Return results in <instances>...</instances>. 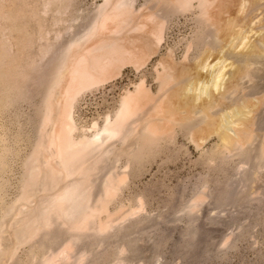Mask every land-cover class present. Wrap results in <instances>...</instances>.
<instances>
[{"label": "rangeland", "instance_id": "1", "mask_svg": "<svg viewBox=\"0 0 264 264\" xmlns=\"http://www.w3.org/2000/svg\"><path fill=\"white\" fill-rule=\"evenodd\" d=\"M227 1L230 5H238L233 0ZM245 1L246 5L249 4L248 0ZM263 1L259 2L260 6H264ZM155 2L133 0V12L129 19L115 21L117 24L107 21L79 50H75L74 47L71 48L73 41L87 32L102 0H0V223L6 209L24 203L19 201L17 204L16 200L20 196L26 175V160L38 138L42 137L40 123L44 113V94L62 55L68 49L70 57L65 63L62 80L49 97L52 115H55L61 104L67 81L70 76L73 77L69 71L74 66L76 56L83 54L87 55V60L92 58L96 61V56L102 52L109 54L107 50L112 49L119 39H133L135 36L136 42L134 39L133 41L136 44L133 45H139L129 46V50H136L137 54L131 51L136 55H133L135 59H146L140 69H136L132 61L120 60L119 64L115 61L118 59L107 61L110 56L105 53L102 55L106 58L105 61L99 59L101 55L98 56L99 64H105L103 73L108 79L76 99L72 109L77 130L75 136L82 133L89 135L92 127H101L104 119L116 111L120 98L126 92H132L141 82L144 91L148 92H144L143 104L140 102L137 105L138 113L142 112L137 118L149 115L152 118L151 124L159 133L166 135L174 132L172 139L163 138L154 144L137 136L133 140L135 146L132 149L128 144L120 146L115 143L116 145L110 146V150L104 152L93 178L92 197L96 196L102 178L107 173L122 176L124 181L118 187L114 199L106 205L107 214L102 213L98 219V224L105 230L102 233L93 231V225L96 224H92L93 219L90 224L87 222L88 226L85 224L87 228L80 226L77 234L83 233V237L73 246L70 245L67 260L60 256L67 235L55 224L44 235L37 236L40 238L20 247L11 260L7 255L1 254L5 253L4 248L8 245L6 241L9 237L7 233L5 237L4 233L6 241L1 244L4 248L0 249V264H38L41 256L48 257L50 252L52 257H61L59 260L55 256L54 264H76L81 255L82 258L84 256L81 264H264V159H256L260 145H264V48L262 52L247 57L251 69L247 61L244 66L251 71L249 70L247 78L240 81L243 89L242 92L240 90L241 94L237 91L233 94L235 96H229L230 100L222 102L227 103L225 107L233 105V108L243 101L250 108L261 103L254 107L258 110L257 124L253 127L255 130L252 128L254 131H251L249 137L246 135L239 138L244 150H218L220 142L215 134L203 141L205 143L200 142L198 147L194 146L189 138V131L182 126V121L189 115L192 102L186 108L185 100L182 99L184 97L176 94V97L169 96L172 101H169V106L156 102L159 101L156 95L159 97L158 74L161 73L157 64L160 60L169 58L179 65L185 57L188 64L205 60L206 64L211 65L226 55L225 57H229L228 62L233 65L232 69L238 66L226 54L224 45L227 40L224 43L222 41V48L211 46L209 36L197 24L193 13H165L160 9V1ZM233 5L230 8L225 6L228 10H224L229 12L226 13L230 20L239 16V21L244 14L240 16L237 5ZM252 6H249L248 18H245V22L241 21L244 24L241 25L240 21V24L237 23L242 28L234 27L233 30L249 32L246 30L250 26L249 30L252 28L253 33H249V37L252 36L249 46H252V40V44L262 40L264 47V7L261 6L260 11ZM245 9L247 10V6ZM237 11L239 15L235 14ZM146 13L160 15L165 19L162 41L157 49L151 51L145 43V32L149 31L145 28L146 24L143 28L145 32L142 30L143 33L135 35L136 30L134 31L137 26L141 27L139 24L142 22V15ZM253 15L257 16L254 22L259 20L255 26L250 24ZM149 26L147 24V28ZM147 53L152 54L145 58ZM92 55L95 58L90 57ZM180 72L182 74L178 75ZM178 74L181 78L186 72L178 71ZM190 79L194 80L195 75ZM70 81L69 84L73 85L74 80ZM188 83L184 82L186 86L180 83L183 88L178 85L176 87L185 89L182 91L185 95ZM180 102L184 107L181 104L179 109L177 106ZM172 103L178 104L173 106ZM194 106L193 103L192 109ZM145 108V111L142 110ZM223 110L224 107H217L212 114L220 115ZM199 139L195 137L194 140L199 142ZM241 140L246 144H242ZM44 156L46 158L45 153L41 155V160L38 159L43 161ZM257 161L263 163L260 164V169ZM39 195L41 193L32 198V203ZM200 198L199 206L190 210L194 201ZM7 219L9 218L4 222Z\"/></svg>", "mask_w": 264, "mask_h": 264}, {"label": "bare ground", "instance_id": "2", "mask_svg": "<svg viewBox=\"0 0 264 264\" xmlns=\"http://www.w3.org/2000/svg\"><path fill=\"white\" fill-rule=\"evenodd\" d=\"M154 1H160V9L165 13L170 12L171 14L174 13V15L178 13H193L196 21L198 22L197 24H200V27L202 26L207 36H209L210 39H208L209 42H211V46H213L214 48L218 46L219 48H222V41L224 43V40H227V42H225L226 45H224L226 47V54L227 56H231L233 58L231 60H235L233 62L237 63L238 66L237 68L235 67L234 69H232L233 65L228 62L229 57H225L226 55H224V53V57L222 56L216 62L212 64L210 63L211 65H209L208 63L206 64V61L204 59V62L199 59L200 62L198 61L194 64H188L185 61V57V60L183 59L184 61L179 65L174 64V62H172L169 58L160 60V62L157 64V66L161 68V73L158 74L159 97L156 95V98H158L159 101L156 102H163L168 105L169 101L172 102L171 100H169V96L172 95L174 97L176 94L178 95V97H184L182 99L185 100V105H187L186 108L188 107V104L192 102V105L189 107V109H192L194 103L195 106L192 110L190 109L189 115L187 114L188 117H185L186 120L182 121L184 122L182 126L187 129V131H189V138L195 144L194 146L198 147V143L206 141L207 138L215 134V136L219 139L218 141L220 142L218 150H244V147L241 146L239 138L241 136L244 138V136L246 135H248L247 137H249L252 133L251 131L255 128L254 126L257 124L256 116L258 115V113H256L257 109L254 107L259 106V104L261 103H258L256 106H252L250 108L247 106L248 103L247 105H245V101H243L241 105L237 106L236 108H233V105L232 107H225V105L227 106V103L225 104L222 102H225L227 99L230 100V95L232 96L233 94H236L237 91L240 92V90L242 89L240 81L243 80L244 77L247 78L248 74H250L249 72L251 71V67L247 61V57L249 58L250 56H254V54L256 55L260 51H263L264 47L262 44V40L256 41L254 39L256 42L252 44V40V46H249V42L251 41L250 37H252H249V33L252 32V28H250L249 30L250 26L246 30L249 32H243L242 29L233 30L234 27H241V25L244 24L243 22H245V18H248V14L250 12L249 6L253 5L259 8L260 10L261 6L263 5L260 6L261 3L259 2H262L263 0H248L249 4L247 5L245 0H233L235 3L238 2V5H235H237L239 13H241L240 16H242V13L244 14V17L239 20L240 22L243 21L239 26H237V23L240 24L238 21V19H240L239 16H234L235 18L230 20V17L227 14L229 12L224 10L227 9L224 8L225 6L230 5L227 3V0ZM230 3L232 2L230 1ZM235 5H233V7H235ZM132 6L133 0H102V4H100L96 8L94 17L91 20L87 32L84 35L82 34V37L76 38L73 41V46H71V48L74 47L75 50H79L82 47V44L87 41L90 36L92 37L96 30L100 26L104 25L107 21L115 22L120 21V19H123V21L125 18L129 19L133 12ZM230 6L228 7L230 8ZM246 6L247 10L245 9ZM231 11L232 10H230V12ZM260 11H262V9ZM225 14H227V16H224ZM235 14L239 15L238 11ZM134 16L137 15L134 14ZM253 16L252 20H250V24H253L255 26L256 23H259V20H257V22H254L257 16H255L254 18ZM141 19L142 22L139 24L141 25V27L137 26L134 29V31L136 30L135 35H139L143 33V31L145 32V29L143 30V28L146 24L145 28L149 31L145 32V34L147 33V41L145 43L148 45L149 51H151V49H157L158 45L161 43L163 38L162 35L165 23L164 17L152 13H146L142 15ZM119 23L120 22H118V24ZM147 24H150V28H147ZM142 35L144 36V34ZM133 39L134 41L136 40L135 36ZM133 39H119L118 42L115 43V45L112 47V49L107 50L109 51V54H106L104 52L105 55L110 56L109 59L107 57V61H109L110 59H118L115 60L118 62L120 60L124 62L132 61L134 62V67L136 69L141 67L146 59H135L133 57V55L137 54L135 52L136 50L133 51L134 48H131L132 50H129V48L133 44H136V41L134 42ZM139 43L142 44L140 41ZM137 45L139 44L137 43ZM136 46L133 45V47ZM142 46L144 48L143 44ZM69 47L70 46H68V48ZM139 49L138 51H140ZM68 50L64 55H62L60 62L57 66L55 75H53L52 80L49 81L51 83L50 85H48L49 87L46 88V94H44V113L40 123V135H42V137L40 136V138H38L39 140L35 144L32 153L26 160V175L24 177L23 184L21 185L22 189L20 191V196L16 200V203L19 201L24 203L22 205H19L18 207H10L6 209L5 213H3V217H1L2 219L0 223V249H2L3 247H1V244L6 241L3 237V234L5 233L4 236L6 237L7 233L9 235H7V237L9 238L6 241L8 245L6 248L3 247L5 249V253L1 254L7 255L9 259L15 256L16 251L20 247L32 243L33 240L35 241L36 238H40L37 236H41L45 231L47 232L48 228L57 224L58 229H63L65 231L64 233H66L67 235L64 244L65 246L63 249L61 248L62 253L60 254V251L58 254H60L62 258L66 257L65 259L67 260L70 252L69 249H71L70 245L73 246L83 237V233L77 234L78 232H80V230H78V228L80 229V226H85L87 222L90 224V221H92L91 219H93L92 224L96 222V224L93 225V231L97 233H102V231L105 230L104 228V230L102 229V226L100 227V222L98 219L102 213H106V205L114 199L118 187L124 181V177L122 176H117L112 172L107 173L102 178V182L100 183V189L97 192L96 196L92 197L91 189L93 186V178L96 175L99 164L102 161L101 158L102 155H104V152L106 153V150H110V146H113L115 143L120 146H125L126 144H128V146L132 149L135 146L134 139L137 136L144 138L143 140L148 141L149 144H154L163 138H167V140L172 139L174 135V132H170V134L167 132L168 134L166 135L162 134V132L159 133L158 130L154 128V125L151 124L152 118L150 119L149 115L139 119L137 118V115L139 113H142H138L137 109L139 106L137 105H139L140 102H144L142 101V99L148 92H146V90L144 91L143 83L141 82L133 88L132 92H126L124 96L120 98L116 111L113 115L107 116L104 119L101 127H92L89 135H85L82 133L78 137L75 136L77 130L72 118V109L74 107L73 105L76 99L82 93L102 85V83H104L108 78L103 73L105 64L101 65L99 64L100 61H97L98 56L104 55L103 52V54L101 53L100 55L96 56L97 62L95 60H92V58L91 60H89L90 58H88L87 60V55L85 56L81 54L76 56L73 62L74 66L72 67V69L70 68L69 71V73H71L73 77L70 76L71 78L69 80L66 78L68 80V83L66 85V90L63 92L64 95L62 96L61 101L59 100L61 104L55 111V115H52L49 107V99L51 98L49 97H51L50 95L52 94L51 92L54 91L53 89L56 88V86L60 85V82L63 77L62 75L64 72L65 63L70 57L68 54ZM131 51L135 52V54ZM151 54L152 53H147V57H144L148 58ZM93 56L95 55H92L90 57ZM101 56L99 59H103L102 61H105L104 59L106 58H104L103 56L101 58ZM140 57L142 58L143 55ZM231 60L229 61L232 62ZM245 61H247L246 63L249 64L248 67L250 69L247 66H244V64L246 65ZM120 63L121 62H119V64ZM178 71H182L184 73L186 72L185 76L183 74V77H178ZM192 71L195 73H193L195 75L194 80L190 79L194 76L192 74ZM187 72L189 73V75H187ZM181 74L182 73L180 72L178 75ZM203 74L205 75V77H202ZM70 80H74L73 85L69 84ZM184 82H189L187 88L185 87V95L184 93H182V91L184 92L185 89H181L183 87L179 85L181 83L186 86ZM177 85L181 86V88H177ZM176 90L177 92H175ZM174 99L179 100L180 98ZM176 104L178 103H174V105L172 103L173 106H175ZM181 104L183 103L180 102L179 105L176 106L179 107L181 106ZM199 105H201V107ZM221 106L224 107V110L220 115H216L215 113L212 114V111H214L215 108ZM181 107H184V104ZM181 107H179V109ZM142 110L145 111L146 108ZM173 112L170 111V113ZM167 116H169V114ZM195 137L200 138L199 142L194 140ZM196 139L198 140V138ZM243 143L244 145L246 144L245 142H242V144ZM262 145H260L258 149V155L256 154V159L260 161L264 159V145ZM43 153L46 154V158L44 156L45 160H43V158V161H40V158H42L41 155ZM260 164L262 165L263 163L259 162L258 168L261 166ZM39 193H41V196L39 195V197L36 198L35 201L32 203V198H35V196ZM200 201L201 198L200 200H195L189 209H196L199 206ZM28 202L32 203L33 205L29 206ZM6 218L9 219L4 222ZM88 223L87 226L89 225ZM6 229L7 231H4ZM50 254L48 257L41 256L38 264H54V259H56L55 256L58 257V255H53L52 257V255ZM59 257L57 259H59ZM83 258L81 255V257H78L77 260L75 259L77 262L76 264H81V260Z\"/></svg>", "mask_w": 264, "mask_h": 264}]
</instances>
